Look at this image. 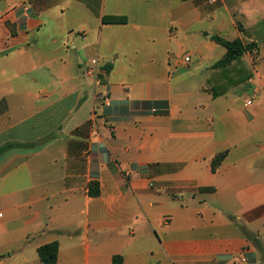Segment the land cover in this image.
<instances>
[{"label":"crops","instance_id":"crops-1","mask_svg":"<svg viewBox=\"0 0 264 264\" xmlns=\"http://www.w3.org/2000/svg\"><path fill=\"white\" fill-rule=\"evenodd\" d=\"M262 49L264 0H0V264H264Z\"/></svg>","mask_w":264,"mask_h":264},{"label":"trees","instance_id":"trees-1","mask_svg":"<svg viewBox=\"0 0 264 264\" xmlns=\"http://www.w3.org/2000/svg\"><path fill=\"white\" fill-rule=\"evenodd\" d=\"M104 23L106 24H126L127 18L126 17H115V16H107L104 18ZM242 27H240V30ZM212 39L221 44L226 48V54L222 60H220L216 65L217 66H228L234 60L239 59L241 56L246 54L247 52H254L258 49V44L256 42L249 43L244 45L243 42L239 39L235 40H227L220 36H213ZM166 104V103H164ZM154 105H156L154 103ZM13 147L12 144H7L0 148V154L5 152L8 149ZM226 153H222L217 155L212 161V170L215 172L218 167L220 166L222 160L225 158ZM100 194L99 184L92 183L90 187V195L91 196H98ZM58 249L59 245L57 242H52L49 244H45L37 249L38 256L42 262V264H57L58 259ZM112 264H124V259L122 255H115L113 257Z\"/></svg>","mask_w":264,"mask_h":264},{"label":"built area","instance_id":"built-area-1","mask_svg":"<svg viewBox=\"0 0 264 264\" xmlns=\"http://www.w3.org/2000/svg\"><path fill=\"white\" fill-rule=\"evenodd\" d=\"M25 9H28V8H25ZM192 62V59H191V56H185L184 58H183V63L184 64H186V65H189L190 63ZM251 101H252V97H250L249 99H248V104H250L251 103ZM108 104V103H107ZM244 262H246V259L245 258H243L242 259Z\"/></svg>","mask_w":264,"mask_h":264},{"label":"rangeland","instance_id":"rangeland-1","mask_svg":"<svg viewBox=\"0 0 264 264\" xmlns=\"http://www.w3.org/2000/svg\"><path fill=\"white\" fill-rule=\"evenodd\" d=\"M224 35L226 36L227 35V33H224ZM262 54L264 55V49H262ZM263 61H264V58H263ZM246 94H249V93H247L246 91H244V92H241V93H239V94H236L238 97H243V96H245Z\"/></svg>","mask_w":264,"mask_h":264}]
</instances>
